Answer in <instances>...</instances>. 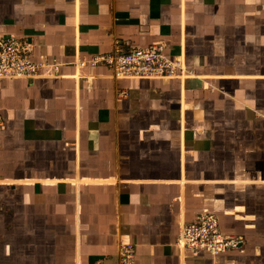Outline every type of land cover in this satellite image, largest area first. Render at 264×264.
I'll return each mask as SVG.
<instances>
[{"label":"crops","instance_id":"obj_1","mask_svg":"<svg viewBox=\"0 0 264 264\" xmlns=\"http://www.w3.org/2000/svg\"><path fill=\"white\" fill-rule=\"evenodd\" d=\"M43 63L0 79V264H264V0H0V40ZM186 76L118 79L114 42ZM202 213L239 238L177 245Z\"/></svg>","mask_w":264,"mask_h":264},{"label":"built area","instance_id":"obj_2","mask_svg":"<svg viewBox=\"0 0 264 264\" xmlns=\"http://www.w3.org/2000/svg\"><path fill=\"white\" fill-rule=\"evenodd\" d=\"M29 50L30 44L16 37L0 40V79H26L37 76L44 64L34 63L29 56ZM100 63L105 64L118 79H163L188 74L184 63L167 56L163 46L157 43L138 48L117 40L110 53L78 62L79 66ZM177 245L203 249L212 255L241 250L243 247L239 238L227 235L221 230L218 217L212 213H202L194 222L186 224ZM114 264H135L134 245L131 242L119 243Z\"/></svg>","mask_w":264,"mask_h":264}]
</instances>
